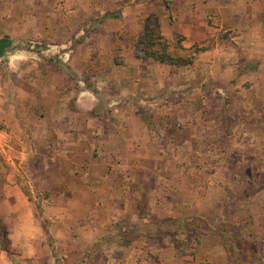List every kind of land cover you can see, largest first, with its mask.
<instances>
[{"label": "crops", "instance_id": "obj_1", "mask_svg": "<svg viewBox=\"0 0 264 264\" xmlns=\"http://www.w3.org/2000/svg\"><path fill=\"white\" fill-rule=\"evenodd\" d=\"M149 18L169 52L192 63L135 58ZM0 37L5 53L32 42L62 60L27 64L28 101L48 107L27 124L30 161L49 152L48 187L30 192L60 199L47 211L62 248L49 264H264V190L247 193L226 158L235 151L242 167L264 156V0H0ZM83 49L98 95L83 88ZM18 181L0 179V214L8 206L11 229L28 235L36 210ZM232 209L246 213L235 225L248 231L234 253L221 236L225 221L214 222ZM196 221L206 229L197 242L160 231ZM118 227L136 233L111 231ZM43 243L26 239L28 263L49 249ZM0 264L16 263L0 248Z\"/></svg>", "mask_w": 264, "mask_h": 264}, {"label": "rangeland", "instance_id": "obj_2", "mask_svg": "<svg viewBox=\"0 0 264 264\" xmlns=\"http://www.w3.org/2000/svg\"><path fill=\"white\" fill-rule=\"evenodd\" d=\"M153 20L155 19L153 18ZM152 27L154 29H159L156 24H154ZM2 40L3 39H1L0 37V41ZM34 46L35 49L32 50V47ZM21 47H24V49H21ZM39 48H44V46L41 44H34L32 42H27L25 44H16L13 49L8 48L6 50V53L2 57L0 56V128L2 131L6 132V134L4 133L0 135V179L3 180V177L6 176L17 177L19 179L18 182L21 184L22 188H24V191L28 195V198H30L31 202L34 203V205L32 206H34L36 210V221L31 223L30 225L28 224L29 229H26L27 231L29 230L28 235H25V233L19 230L11 229L12 217L8 213V206L4 205L3 214H0V248L7 251V253L11 256L14 263L16 264H31L28 263L26 259L27 255H32L30 249L26 247V239H30L33 245H35L37 248H40V238H43V245L49 247V249L44 248V251L40 250L39 255H37L36 258L38 259L37 263L33 264H49L50 260H53L55 258L54 256H57L60 253V250H62V248H60V245L59 247L56 245V240L54 239V234L57 233V231H55V227H59L56 226V223H54V217L47 214L49 206L53 203L59 202L60 199L51 198L48 192H46L45 190L38 193L36 192L35 194L30 192L31 189H35L36 187H38L39 189H42V187H48L47 182H44L42 180L46 176L43 170L44 166L42 158L48 157L47 155H49V152L48 150L38 149L35 151V153L38 154L39 159L36 162H34V160L30 161L28 154L30 151H34H29L27 149L28 142H32L31 136H29L30 134L27 133V130L29 129V126H27V124H30V121L33 122L31 116L35 112L37 116H40L48 107H43L46 102H42V100L36 102L28 101V95L33 92V87L27 85V83H31L32 80V75L31 77L27 76V64L28 61L33 58H35L36 61H39V63L48 61L50 63L53 62L58 64V62H62V60L58 58L60 55L42 53V50H39ZM77 56L78 63H80L82 65V68L84 69V74H87L85 75L84 80V82H86V85H84L83 88L98 95L100 91L97 90V85L93 84V82L92 84H90L92 78L91 73L94 72V70L88 68L90 61L88 63V55L86 54L85 49L80 50V53L77 54ZM15 57H18V59L13 60ZM116 59H121V56H115V60ZM19 61L26 65L22 70L17 69V66H15L14 64ZM31 65L33 66V64ZM35 68H37V70L42 69V67H40L41 69H39L37 66H35ZM18 72H22L24 76L22 78L14 76L11 77V75H16V73L18 74ZM39 84V87H41L42 81H40ZM56 88L58 89V87ZM38 90L41 92L40 88H38ZM39 95L40 98L43 97L41 93ZM51 96L52 95H48V98H50ZM38 142L42 144L43 138H37L36 143L37 145H40V143ZM33 144L34 143H31V145ZM226 152V158L228 161H230V163H232L235 172L241 175L245 180L243 183V187L246 192L253 187L264 190V158H262L264 156L259 154L260 159L255 164L254 161H251L241 167L236 166L235 164V162L240 159L239 157H236V155H234L235 151L231 150ZM207 155L208 157H210L209 151H205L204 157H206ZM229 183H231V181H229ZM0 185L2 184L0 183ZM231 186H236V183H232ZM260 200H264V198L260 197ZM257 202L259 201L257 200L256 203ZM229 212L230 213H227L225 218L217 217L218 215L215 216L214 222L216 223L218 221H221V219L225 221L222 223L223 229L221 230V236L228 245L230 253H234L235 249H237V251L239 250V248H236L234 245L235 241L237 239H241V241L248 239V231L245 230L246 225L244 227H236L237 225H235L237 221L238 223L244 221L246 222V213H243L238 209H232ZM258 223H260V225L262 224V222ZM258 223L255 224L257 225ZM32 226H34L33 229H30V227ZM37 226L39 228L38 232L35 229V227ZM159 226L164 228V230H160L163 232V234L168 235L169 233H171L174 235L175 231H177L176 233L178 234L179 239L183 238V235H185L186 238H188L189 236L195 242L198 241V236L204 233L202 231L206 230L204 229V227H202L199 221L193 223L191 228H189L188 230H183L182 227L177 230H172L169 226L163 223H160ZM190 229H194L195 235H192L190 233ZM223 230L227 231L228 235ZM111 231L119 235H123V233L125 234V232H129L132 235H135L136 233V231L130 230L123 232L122 228L120 227H118L116 230L112 229ZM107 234L110 233L108 232ZM108 237L109 236L106 235V238L110 239ZM176 240L178 241V239ZM180 246L181 247L179 248H185L181 245V243ZM188 246H190V243ZM255 249L257 250L259 249V247H252L251 251L254 252ZM250 256L251 254L248 256L246 255L247 258H250ZM252 256L255 257L256 254H253ZM249 263L258 264L257 261L254 262L252 260ZM56 264H58V262H56Z\"/></svg>", "mask_w": 264, "mask_h": 264}, {"label": "trees", "instance_id": "obj_3", "mask_svg": "<svg viewBox=\"0 0 264 264\" xmlns=\"http://www.w3.org/2000/svg\"><path fill=\"white\" fill-rule=\"evenodd\" d=\"M156 24L155 20L149 18L145 26V35L137 43L136 59L139 61H154L160 64L176 66L181 63H192L193 57L182 58L175 57L170 52V42L165 40L160 30L154 29L152 26ZM176 38H179L177 35ZM4 49L7 48V42L2 40ZM196 50L200 49L196 47ZM5 54V50L2 51L1 57Z\"/></svg>", "mask_w": 264, "mask_h": 264}, {"label": "water", "instance_id": "obj_4", "mask_svg": "<svg viewBox=\"0 0 264 264\" xmlns=\"http://www.w3.org/2000/svg\"><path fill=\"white\" fill-rule=\"evenodd\" d=\"M2 51H3V44H2V42L0 41V55L2 54Z\"/></svg>", "mask_w": 264, "mask_h": 264}, {"label": "built area", "instance_id": "obj_5", "mask_svg": "<svg viewBox=\"0 0 264 264\" xmlns=\"http://www.w3.org/2000/svg\"><path fill=\"white\" fill-rule=\"evenodd\" d=\"M0 127H1V117H0ZM2 132L1 128H0V133Z\"/></svg>", "mask_w": 264, "mask_h": 264}, {"label": "flooded vegetation", "instance_id": "obj_6", "mask_svg": "<svg viewBox=\"0 0 264 264\" xmlns=\"http://www.w3.org/2000/svg\"><path fill=\"white\" fill-rule=\"evenodd\" d=\"M4 46V45H3Z\"/></svg>", "mask_w": 264, "mask_h": 264}]
</instances>
